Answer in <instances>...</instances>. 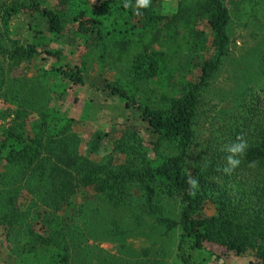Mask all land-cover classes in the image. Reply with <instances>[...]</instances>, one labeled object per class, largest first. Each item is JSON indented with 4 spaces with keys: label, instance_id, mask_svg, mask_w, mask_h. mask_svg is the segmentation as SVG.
<instances>
[{
    "label": "trees",
    "instance_id": "16d2710c",
    "mask_svg": "<svg viewBox=\"0 0 264 264\" xmlns=\"http://www.w3.org/2000/svg\"><path fill=\"white\" fill-rule=\"evenodd\" d=\"M175 3L174 10L165 11L163 0H150L147 8L138 10L136 0H102L97 7L91 0H60L56 8L43 6L42 0H12L9 4L0 0V17L6 28L21 11L41 14L48 20V31L55 35L76 24V44L99 49L105 67L128 64L130 75L137 81H165V69L173 68L181 48L180 36L191 34L199 38L200 26L208 15L218 52L216 60L202 65L199 81L168 107L152 109L138 105L142 120L157 135L151 155L139 150L128 153L126 162L119 166L82 156L81 140L71 130L75 120L62 113L55 103L41 113L36 135L27 136L19 127L3 130L0 154L9 169L0 176V225L5 230L14 226L23 228L34 208L42 207L44 213L54 216L48 222L47 233L32 231L33 241L25 248L19 264H83V259L91 262L94 249L87 238L96 240L101 231L122 240L132 230L114 218L87 235L83 227L69 226L71 218L66 212L73 208L77 220L81 215L86 217L85 214L88 218L97 216L87 212L88 202L82 198L84 191L93 192L90 199L100 202L93 212L99 213L102 204L113 209L123 207L134 186L145 188L149 194L181 199L183 209L179 219L159 216L155 224L166 227L164 234L181 229L179 250L185 264H202L194 260L191 252L205 250L206 243L237 256L251 255L256 264H264V110L253 104L255 99L264 102V97L252 98L247 111L249 118L232 129L226 140L217 138L219 141L209 142L202 152L205 157L191 168L188 159L198 139L195 126L202 93L228 53L231 16L222 0H175ZM233 4L239 20L264 22V16H257L260 10L264 11V0H235ZM47 45L42 35L28 45L14 39L10 48L0 45V54L18 62L43 54L55 57L59 65L45 75L84 84V68L72 66L61 51L46 49ZM108 89L122 100L128 99L122 85ZM241 143L245 145L242 152L230 151L233 145ZM163 144L176 147L178 152L165 154L160 150ZM229 156L240 163L232 168ZM29 195L32 203L21 210L16 202L20 197L28 199ZM35 199L38 200L33 202ZM211 203L215 206L214 215H208L206 210Z\"/></svg>",
    "mask_w": 264,
    "mask_h": 264
},
{
    "label": "rangeland",
    "instance_id": "374dc122",
    "mask_svg": "<svg viewBox=\"0 0 264 264\" xmlns=\"http://www.w3.org/2000/svg\"><path fill=\"white\" fill-rule=\"evenodd\" d=\"M4 1L9 4L12 0H1V3ZM59 1L42 0V5L56 8ZM101 1L91 0L96 7ZM222 1L231 16L228 26L230 44L220 69L202 93L195 126L198 139L188 159L191 168L194 162L205 157L202 152L209 142L226 140L232 129L249 118L247 111L252 98L264 97V22L255 19L241 21L233 4L235 0ZM175 6V0H163L165 11L174 10ZM244 7L247 9L249 4ZM257 16H264V11L260 10ZM210 19L211 15L204 19L199 38L191 34L180 36L181 48L174 59V69H165L166 80L159 82L135 80L128 71V64L105 67L99 49L76 44V24L69 25L61 35H55L48 31V20L36 12L21 11L7 28L0 17L1 46L10 48L14 39L28 45L35 41L37 35H42L48 42L46 49L61 51L62 57L72 66L78 64L84 68V84H76L53 74L45 75L59 65L55 57L43 54L30 61L18 62L0 54V136L4 129L13 127L21 128L27 136L36 135L41 126V113L55 103L62 113L75 120L71 130L81 140L82 156L97 163L119 166L126 162L128 153L139 150L153 154L157 135L142 120L138 105L152 109L166 108L173 99L188 92L191 84L199 81L202 65L218 57ZM7 34L10 35L8 38ZM120 85L126 88L127 100H122L108 89V86ZM253 102L264 110V102L259 103L256 99ZM160 150L167 155L178 152L176 147L168 144H163ZM8 169L9 164L0 154V176ZM93 194L84 191L82 198L88 202L87 212L97 216L88 218L85 214L86 217L81 215L77 220L73 208H70L66 212L71 218L69 226L83 227L88 235L90 230L103 228L115 218L132 231L122 240L111 238L101 231L96 240L87 238L94 252L91 262L83 259V264H185L179 250L181 229L164 234L166 227L155 224L159 216L180 218L183 209L180 198H170L161 193L149 194L145 188L134 186L129 191L126 205L113 209L102 204L101 211L96 213L93 209L100 202L90 199ZM31 200L29 195L28 199L20 197L16 203L24 210ZM43 210L42 207L34 208L23 228L14 226L5 230L0 225V264H19L25 248L33 241L32 231L47 233L48 222L54 216ZM206 210L208 215L215 214L212 203L207 205ZM85 223L91 225L90 229ZM191 253L194 260L202 264H256L251 255L237 256L211 243L205 244V250ZM105 259L108 261L103 262Z\"/></svg>",
    "mask_w": 264,
    "mask_h": 264
},
{
    "label": "clouds",
    "instance_id": "9594fccd",
    "mask_svg": "<svg viewBox=\"0 0 264 264\" xmlns=\"http://www.w3.org/2000/svg\"><path fill=\"white\" fill-rule=\"evenodd\" d=\"M149 4H150V0H136V9L138 10L141 8H147L149 6ZM125 7H127V4L125 5ZM244 147H245V145L243 143L235 144V145H233V147L230 148V151L234 154L240 153V152H242ZM228 163L232 168H234L240 163V161H239V159L234 158V156H229L228 157ZM190 183L195 184V181H190Z\"/></svg>",
    "mask_w": 264,
    "mask_h": 264
}]
</instances>
